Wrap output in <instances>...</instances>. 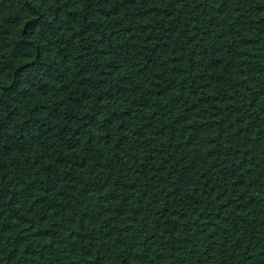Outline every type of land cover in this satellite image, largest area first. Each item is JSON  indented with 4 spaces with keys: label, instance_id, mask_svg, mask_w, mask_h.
I'll list each match as a JSON object with an SVG mask.
<instances>
[{
    "label": "trees",
    "instance_id": "16d2710c",
    "mask_svg": "<svg viewBox=\"0 0 264 264\" xmlns=\"http://www.w3.org/2000/svg\"><path fill=\"white\" fill-rule=\"evenodd\" d=\"M0 264H264V0H0Z\"/></svg>",
    "mask_w": 264,
    "mask_h": 264
}]
</instances>
